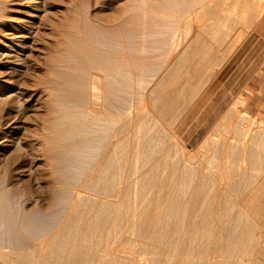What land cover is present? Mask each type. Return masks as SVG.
<instances>
[{
  "label": "rangeland",
  "instance_id": "374dc122",
  "mask_svg": "<svg viewBox=\"0 0 264 264\" xmlns=\"http://www.w3.org/2000/svg\"><path fill=\"white\" fill-rule=\"evenodd\" d=\"M4 1L6 2V0ZM7 2L5 3L7 4V6L5 5L6 8L8 7L6 14L9 17H26L28 19L29 13L33 10V4H31L33 2L29 0H7ZM185 2L187 5L184 0H47L46 9L43 13L41 12L42 18L38 28L39 40L36 46H33V51H31L25 65L26 68L22 70V74L12 76L8 81V85L20 87L22 100L10 102L11 104L9 102L2 103L0 106V195L3 194L5 201L15 213V217L18 210L20 218L21 216L36 217L43 228L50 229H47L48 233L44 232L45 235L41 233V237L44 238L46 235L51 237L63 230V224L66 225V222L69 221L67 218H78L84 209L68 211L67 201L58 200V196L56 197L51 192L52 188L58 190L62 187V185L56 184L54 179H58L60 176L54 170L56 165L54 157L62 151L63 146L59 140H55L57 138L51 132V125L55 117L51 111L54 102L47 91L43 88L37 90L34 85L38 78H50L49 65L57 58L58 52L65 49L66 37L74 32H82V20L88 16L87 18H90L89 20L93 24L96 23L95 25L100 26L99 24H101V27L104 25L103 27L106 28H114L116 32L112 33H116L118 36L122 35L125 40H128L129 36L126 30L133 29L136 31L135 38L138 39L137 41L147 42V45L158 49V55H156V50L151 52L153 57L159 56L158 60L156 57L154 58L156 61L153 60V66L158 64L159 69L157 67L151 68H154L149 73L151 79L147 77L149 80H145L149 81L148 83L145 81L144 84L136 86L134 98L129 100L126 106L133 108L134 121L138 117H140L139 119L146 117L147 123L152 124L154 117L159 116L163 125L166 126V129H162L161 123L156 127L157 130L153 127L151 133H148L149 137L155 139L156 150H154L151 160L156 162L157 168H154L151 173H155L157 176L155 181L159 185L153 180L154 178L150 173L145 181L136 186L134 182L141 178L140 174L139 176L136 175L135 179L131 178L132 163L124 164L121 189L122 195L127 198V203L132 202L133 187L136 186L135 189L139 188L138 190H140L145 182L150 184L153 181V191L151 190L152 193L144 204L142 211L144 217L141 218L144 219L147 215L151 217L161 214L164 220L176 225V222L183 220V213H178L177 217L166 216V208H163V205H167L163 203V198L175 194L174 189L176 191L180 188L179 185L171 186L170 181L193 183L186 195L176 194V197L185 199L191 198L192 190L200 187L203 182L206 192L201 196L208 198V201L212 202L215 207L208 218L212 224H210V229H207L209 231L202 233L200 226L196 225L200 218L190 217L188 213L189 215L187 214L183 220L182 229L180 228V236L182 237L176 238L179 245L178 253L182 251L181 246L184 244H188V246L190 244L194 249L203 245L215 246L216 249L235 245L239 248L234 253L237 255L245 254L244 261L246 263L264 264V201L260 210L251 209L250 211L240 208L244 204V199L260 196V194L255 193L260 188V185L256 184L260 181L256 178V174L264 173V13L261 15L262 18L258 17V14L264 10V0H185ZM169 15L172 20L168 18ZM155 17H158V21ZM163 17L165 22L162 21ZM254 17H258V19L256 18L257 21ZM168 20L171 22L175 20L173 21L175 24ZM147 28L150 30L148 31ZM162 28L165 30L160 34ZM165 31L170 33L166 32L167 35ZM150 32L156 35L148 37ZM240 32H244L243 41L237 45L238 47L236 46L235 51L226 61L214 65L219 55L228 51L229 47L235 43L236 36ZM153 36L157 38L155 41ZM146 39L149 40L145 41ZM159 40L165 42L167 46L169 45V48ZM156 43L160 45L157 46ZM2 63H0V71L4 70L1 69V66L4 67ZM4 76L0 75V84L4 81ZM207 80H210V83L191 105L190 103L193 101L190 99L192 91L195 88L196 90L200 89V86H204ZM19 83L20 85L23 84V87ZM202 83L204 84L202 85ZM175 100L180 103V106H186L185 112H187L184 113L183 117L181 115L176 121H173L174 105L172 103ZM165 103L170 106L167 113L162 111ZM6 114L8 116L11 114L12 117H8ZM126 117L127 115L122 117L123 123H128L124 135L130 136L127 143H131L132 135L137 133L138 122L132 123L131 119L127 118V120ZM145 133L147 132L144 131L143 134L141 132V137ZM243 144L248 145L247 148L249 147L256 153L258 156L256 161L252 162L253 160L248 159L247 162L244 161L247 155L242 150ZM131 151L132 149L128 148V154L125 151L123 159L128 160V157L132 156ZM167 156V162L162 163L163 158ZM78 159L81 164H77L82 165L84 157ZM259 159L261 161L258 162ZM151 160L148 163L144 162L145 160L141 162L140 167L145 166L142 172H149L153 163ZM86 162H84L85 166H80L83 170L85 169L86 174L77 173L81 174L78 176L81 177L80 181L87 175V172L89 173L93 169V165L96 163L95 161L89 162L88 166L93 164L90 166L91 169L87 167L88 162ZM245 164H247L246 170L249 174L244 181H247L248 185L247 187L240 186L234 190L230 185L239 179L238 174L246 168ZM86 168L90 170L88 171ZM187 172L191 174L193 172L195 175H185ZM75 177L78 179L76 175ZM196 183L198 185H195ZM60 190L61 188L58 191ZM167 190H170L169 193ZM110 200L114 201L112 198L106 199L108 202H111ZM62 202L63 204H61ZM253 202H248V205L251 206ZM147 205L148 208H146ZM158 207L159 209H157ZM120 213L122 215L119 214L116 217L119 226L113 227L111 225L108 228L110 231L116 229L121 232L120 238L122 240L118 242L119 247L126 248L125 250L134 249L137 259L149 258L152 261L151 264H169L171 261L173 263V260L176 261L174 264L178 263V258L181 255L173 256V251L170 252L169 249L164 248L165 245L162 243L163 239L165 241L172 237V230L167 232L160 228L149 229L138 220L140 223L134 226V231L130 214L125 209ZM239 213H243L245 216L240 218L238 226L232 228L229 224L231 219L229 214ZM127 217L129 218L127 219ZM51 218H53V223ZM116 218L111 217L110 223L112 224ZM177 219L178 221H176ZM70 220L72 219L70 218ZM49 222L51 223L49 224ZM227 225L231 227L230 229L228 226V229L233 230L241 241L232 242L228 240L227 233H222L223 228ZM54 226L56 228L53 229ZM3 228V225H0V236L4 232L1 231L4 230ZM182 231L186 233L184 237ZM152 233L157 235L158 242L156 239L154 241L142 239V237ZM26 237H28V239L26 238L27 242H31V244L36 242L37 245L46 240L44 238L42 241L43 238L40 236L38 241L37 237L30 235ZM0 238V250L3 252L0 251V254H10L13 249L7 243L8 238ZM181 240L183 241L181 242ZM224 252L227 250L223 249L222 253ZM125 259L126 257H123L119 264H129L125 263ZM240 260V258L235 257L229 261L236 264ZM0 264L9 263L0 257Z\"/></svg>",
  "mask_w": 264,
  "mask_h": 264
},
{
  "label": "bare ground",
  "instance_id": "6f19581e",
  "mask_svg": "<svg viewBox=\"0 0 264 264\" xmlns=\"http://www.w3.org/2000/svg\"><path fill=\"white\" fill-rule=\"evenodd\" d=\"M29 1L33 2L31 3L33 4L32 7L33 10L31 11V13H29L30 16L28 17V19H26V17L25 18L24 17L13 18L11 16L9 17V15L6 14V10L8 8V7L6 8L8 4L7 0H6L7 4H5L6 2L4 0H0V63L3 62L2 65L4 66V67L1 66V69L4 70L0 71V75L3 76L5 75L4 78L6 79V80L4 79L2 84H0V106L2 103H8V102L14 103V101L22 100V98L20 97L22 95V92L19 91L20 87L17 88L15 87V85L10 86V84L8 85L9 83L8 81L10 78H12V76H17L18 74H22V70L26 68L25 65L27 63L28 58L31 55L30 53L31 51H33V46H36L39 40L38 28L42 18L41 12L43 13L44 10L46 9L47 0H29ZM184 3H186L185 0ZM10 11L12 10L10 9ZM263 13L264 10H262L258 14V17L262 18L261 15ZM239 15H241L240 12ZM87 17H85L84 20H82L83 21L82 32L79 31L77 33L74 32L69 34L66 37L65 49L58 52L59 54L57 58L52 61L51 65H49V70L51 72L50 78L47 79L38 78L34 85L37 90L43 88V90L47 91L49 93V96L52 98L54 102V105L51 107V111L55 116L53 119V123L51 125L52 128L51 132L52 135L56 136L57 139L55 140L57 141L59 140L61 142V145L63 146L62 151L56 157H54V161L56 164L54 170L57 173V175L60 176L58 177V179L53 177L56 181V184L58 183L62 185V187H60L61 188L60 191H58L60 188L58 190L52 188L51 192L53 195H56V197L58 196L59 198L58 200L61 201L63 200V202L67 201L68 211L76 210V209L77 210L84 209V211L82 210L83 212L81 215H79L78 218L75 219L73 217L67 218V220L69 219V221L66 222V225L63 224L64 225L63 230L58 231L51 237L49 234H48L49 237L46 235L48 237L47 239L45 238L46 236H44L46 240L42 242V244L37 245L36 242L35 244L34 242L33 244H31V242L29 243L26 240V238L28 239V237H26L27 235H30L32 237H37V241H38L39 236L40 238H43L41 237L40 234L43 233L45 235L46 233H48L47 231L50 229L47 228L48 229L47 230L46 228H43V226L39 224L36 217L21 216L20 218V215L18 216V214L20 213L18 212V210L17 212L14 210L17 213L16 215L17 218H16L14 215L15 213H13L11 206L7 204V202L3 197V194H1L0 195V225H3L4 230L1 231L4 232L0 237L3 238L7 237L8 238L7 243L9 246H11L13 250L8 255L0 254V257L3 258V261L9 264H119L122 262L121 260H123V257H126L125 263L151 264L152 261L149 258L142 257L141 259H137L135 257V252L133 251L134 249L125 250L126 248L119 247L120 244H118V242L122 240L120 238L121 232H119V230L116 229L114 231L108 230L109 226L111 225L113 227L119 226L118 222H116L117 220L116 217H118L119 214L122 215V213L120 212L123 211V209H125L126 212L130 214V218H131L130 221L133 228L134 226L137 225V223L139 224L140 222H142L144 227L149 229L160 228L163 231H167V232L168 231L171 232L172 230V237L168 238L165 241L163 239L162 243L165 245L164 248L169 249L170 252L173 251V256L177 254L178 256L181 255L178 258L179 261L177 264H233L229 260L232 258L234 259L235 257L241 259L240 262H237L236 264L251 263V262L246 263L244 261L245 254L237 255L234 253L237 252V249L239 248V246H235V245L227 246V247H219L218 249H216L215 246L210 247L203 245L201 247L198 246L197 249H194L190 244L189 246L188 244H184L183 246H181L182 248L180 247L182 251L178 253L179 245L177 243L176 238L180 236L181 233L180 228L182 229L183 220L188 213L190 214V215L188 214L190 217L200 218V220L196 223V225L200 226V232L202 233L209 231L207 229H210L209 228L211 226L210 224H212L211 222L208 221V218L210 216L209 214L215 207L212 202L208 201V198L201 196L204 195L206 192L204 188L205 183L203 182L200 184V187H196L194 190H192L193 194L191 198L188 197L189 199H185L182 197H176V194L186 195L189 191L190 185H193V183L186 181L180 183L177 181H170L171 186L179 185L178 187L180 188L176 189V191L174 189L173 192L175 194H170L163 198V203L167 204L166 206L163 205V208H166L165 211L167 212L166 216L177 217L178 213L179 214L183 213L184 216L183 220L178 221L177 219L176 221L178 222L175 223L176 225H172L170 222L164 220L161 214L154 215L151 217L147 215V217L145 216L146 218L142 219L144 217L142 214L143 207L145 206L144 204L149 198L150 193H152L153 191L152 186L154 184L152 183L153 181H151L150 184L143 182L144 184L140 190H138L139 188L135 189V187L139 186L140 182L145 181L148 175L153 171V169L157 168L155 165L156 162L155 161L153 162L151 160L153 159L152 158L153 152L154 150H156V147L154 146L155 139L149 137L148 133H151L153 129L157 130L156 127L162 123L161 122L162 119H160L159 116H158L159 118L155 116L152 124L150 122L147 123L146 117H142L141 119H139L140 117H138L137 119H135L136 121H134L133 118L134 115L132 114L133 108L131 106L127 107L126 103H128L129 100H133L134 91L136 90L137 85L139 86L142 83L144 84L145 81L151 79L149 77L150 75L149 73H151V71H153L154 69L151 68L160 67L158 66V64L157 66H153V60L156 61V59L159 56L153 57V53L151 52L154 50H156L157 52L158 49L156 48L154 49L149 44L147 45V42L144 43L137 41L138 39L136 40L135 38L136 31H134L133 29L126 30L129 36H128V40H125L122 37V35L118 36L116 33L115 34L112 33V32H116L114 28H109V27L106 28L103 27L104 25H102L101 27V24H99L100 26L95 25L96 23L93 24L89 20L90 18ZM158 17L160 18V16ZM158 17H155L157 18L156 19L157 21H158ZM258 17L256 18L258 19ZM168 18H170V15ZM170 19L172 20V18ZM162 21H164V17ZM173 21L172 22L169 21V22L173 24L174 23ZM147 29L148 31L150 30L149 28ZM158 30L160 29L158 28ZM163 30L165 29L162 28L160 34L161 32L163 33ZM166 32L168 31H165V33ZM150 33L148 37H150V35H154ZM168 33L166 34L168 35ZM243 33L244 32H240L236 36L237 38L235 39L236 40L235 43H233L231 47H229L230 49H228V51L221 53V55H219L218 60L215 62L214 65H218L223 61H226V59L231 55V53L235 51L234 49L236 48V46L241 41H243V37H244ZM125 35L127 37V34ZM154 36L153 38H155ZM143 37L144 36L142 35V38ZM139 39L141 38L139 37ZM156 39L157 38H155L154 41ZM148 40L146 39L145 41ZM154 41L153 43H155ZM161 43L164 44L163 42ZM159 45L160 44H157V46ZM165 46H167L166 43ZM172 48L174 49V47ZM145 52H147L148 54H146ZM149 54H151L152 56ZM156 55H158V52ZM155 57L156 59H154ZM146 74L148 75L146 76ZM210 80L209 81L207 80L204 86H200V89L196 90L195 88L192 91L193 93L190 99H192L193 101H191L190 103L191 105L195 102L198 96L210 83ZM148 82L149 81H147V83ZM203 84L204 83H202V85ZM20 86L23 87V84ZM172 104L174 105L173 121H176L181 115L183 117L184 113L187 112V111L185 112L186 106L185 107H183V105L180 106V103L176 100ZM164 105L165 106H163L162 111L167 113L168 110L170 109V106L167 105L166 103ZM6 115L8 116V114ZM124 115H127L126 119L127 118L131 119L132 123L138 122L136 128L137 133L132 135L133 140H131V143H127V140L130 138V136L124 135V132L126 130V124H128V123L125 124L123 123L124 120H122V117ZM161 128L166 129V126H164L162 123ZM144 131H146L147 133H145L141 137V132L143 134ZM242 140L244 141V139ZM143 143H145V145H143ZM17 144L18 143L16 142V145ZM126 144H127V148H126ZM247 146L248 145L243 144L242 150L243 152H246L247 155L244 161L246 162L248 160H253L252 162L256 161L258 159V156L249 147L247 148ZM14 148L16 147L14 146ZM128 148L132 149L131 151L132 156L130 155V157H128V160L126 159L127 160L126 161L125 158L123 159V156L125 151L126 154H128ZM83 157L84 160L82 161L83 163L82 165H84V162L87 161L88 162L87 167L91 168L90 166L93 165L92 163L94 161L96 163L95 165H93V169L91 168L92 169L91 171H89L90 170L89 168H86L88 169L89 173L87 172V175H85V177L82 174L84 178L80 181L81 177L78 176H80L81 174H77V173L83 172L86 174L85 169L83 170L81 168L83 166L78 165L79 163L81 164L78 158L83 159ZM167 158L168 156L163 158V161L161 162L165 164L167 162ZM259 158L262 159V157ZM261 159H259L258 162L261 161ZM150 160L153 163L151 165V168L148 167L149 172H145V173L142 172V170L145 169V166L143 165L140 167L141 162L144 161L148 163ZM90 161L92 162L91 163L92 165L88 166L90 164L89 163ZM124 161L126 162L124 163ZM129 163H132L130 177L135 179L136 175L139 176L140 174L141 176V178L138 177L139 179L136 182L133 181L136 186L133 187L134 193L131 198L132 201L131 203H127V198H125L122 195L123 191L121 189L123 185L122 177L124 175L123 172L124 164L128 165ZM246 165L247 164H245V167ZM148 168L146 169L148 170ZM246 169L247 167L241 170L240 173L238 174V178L240 180L238 179L237 181L231 183L230 187L232 189L235 190L240 186L247 187L248 182L244 180L247 174L249 173L247 172ZM151 174L152 177L154 178L153 180L155 181L157 176L155 175L154 172ZM192 174L195 175V173L193 172ZM192 174L187 172L185 175H192ZM75 175L78 177V179H75L76 178ZM256 178L260 179V181L256 183L257 185L258 184L260 185V188L257 189L255 193L257 195L260 194V196L244 199V204L240 206V208L243 210L251 211V209L260 210L262 208V202L264 201V173L256 174ZM4 184L6 185V183ZM254 184L255 183L253 182V185ZM162 185L164 184L162 183ZM195 185L198 184L196 183ZM168 191L170 190H167V192ZM158 193H160V191H158ZM161 193H163V191H161ZM108 198L109 199L112 198L114 201L111 200H110L111 202L106 201V199ZM53 200L54 199H52V201ZM160 200L162 201V199ZM206 201H208V203H206ZM250 201H254L255 204L253 205L254 203L253 202L251 206L248 205V202ZM63 202L61 204H63ZM159 207L157 209H159ZM146 208H148V205L146 206ZM149 211L151 212V210ZM112 212L114 213L112 214ZM36 215L34 214V216ZM56 215L60 216L59 214ZM243 215L245 216V214L243 213L229 214V217L231 218L229 220L230 226H232V228L234 226H238L240 224V218L243 217ZM113 216L116 219H114L113 223L111 224L109 219ZM70 218L72 220H70ZM128 218L129 217H127V219ZM179 218L181 217L179 216ZM51 219L53 223V218ZM138 220H140V222H138ZM65 221L63 220V223H65ZM50 223L51 222H49V224ZM228 226L229 225H227L224 228L222 227L224 230L222 231V233L225 232L227 233L228 240L232 242H236V241L238 242L239 240L241 241V239L236 236L233 230H230L231 229L230 226H229L230 229H228ZM54 228L56 227L54 226L53 229ZM184 234L186 233L183 232V237ZM44 238L42 239V241L44 240ZM143 238L148 241H154L155 239L156 240L158 239L155 233H152L151 235H146L145 237H142V239ZM158 241L159 240H157V242ZM182 241L183 240H181V242ZM223 249L227 250V252L222 253ZM0 251L2 252V250ZM174 261L175 260H173V263L172 261L171 262L169 261L170 262L169 264H174ZM164 264H168V263H164Z\"/></svg>",
  "mask_w": 264,
  "mask_h": 264
}]
</instances>
